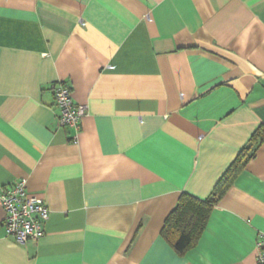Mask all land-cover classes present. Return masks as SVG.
Here are the masks:
<instances>
[{
  "label": "crops",
  "instance_id": "1",
  "mask_svg": "<svg viewBox=\"0 0 264 264\" xmlns=\"http://www.w3.org/2000/svg\"><path fill=\"white\" fill-rule=\"evenodd\" d=\"M85 107L76 142L51 85ZM264 127V0H0V189L48 212L0 264H257L264 142L178 256L161 229Z\"/></svg>",
  "mask_w": 264,
  "mask_h": 264
},
{
  "label": "built area",
  "instance_id": "2",
  "mask_svg": "<svg viewBox=\"0 0 264 264\" xmlns=\"http://www.w3.org/2000/svg\"><path fill=\"white\" fill-rule=\"evenodd\" d=\"M51 91L58 110L57 125L71 129L74 132L71 140L76 142L85 107L73 101L71 90L64 83L51 85ZM0 207L5 213V233L18 244L37 242L44 236L49 212L41 199L27 193L25 181L0 189ZM255 259L257 264H264V231L256 235Z\"/></svg>",
  "mask_w": 264,
  "mask_h": 264
},
{
  "label": "trees",
  "instance_id": "3",
  "mask_svg": "<svg viewBox=\"0 0 264 264\" xmlns=\"http://www.w3.org/2000/svg\"><path fill=\"white\" fill-rule=\"evenodd\" d=\"M263 142L264 127L260 126L220 177L207 199L202 201L188 194L180 195L175 207L166 217L160 233L178 256H183L197 245L211 212L246 164L254 158Z\"/></svg>",
  "mask_w": 264,
  "mask_h": 264
}]
</instances>
